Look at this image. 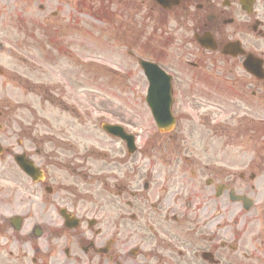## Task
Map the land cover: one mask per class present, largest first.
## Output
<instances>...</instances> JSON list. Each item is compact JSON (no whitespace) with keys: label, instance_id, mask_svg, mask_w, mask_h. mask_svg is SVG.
<instances>
[{"label":"flooded vegetation","instance_id":"obj_1","mask_svg":"<svg viewBox=\"0 0 264 264\" xmlns=\"http://www.w3.org/2000/svg\"><path fill=\"white\" fill-rule=\"evenodd\" d=\"M65 2L76 9L73 16L62 9ZM44 3L48 39L60 35L49 44L63 47L71 79L88 77L77 22L83 14L104 26L93 30L99 63L91 71L94 82L123 81L124 90L137 95L153 85L152 103L158 105L167 102L170 91L177 126L162 135L176 162L188 153L213 152L206 135L182 125L193 118L179 114L183 105L185 112L203 111L192 99L199 94L194 88L200 75L210 71L205 92L220 142L215 152L251 147L250 166L241 170L252 173V184L236 195L233 179L244 182L246 175L226 170V159L216 170L188 159L171 169L134 166L138 163H130L124 148L118 156L95 155L92 148L109 146L112 137L102 123L81 124L79 132L88 129L81 136L72 121L79 111L72 110L65 124L56 127L55 120L54 128H40L34 106H15L2 93L0 249L6 254L10 248L11 263L264 264V197L250 210L235 203L237 196L254 198L260 189L264 196V0ZM0 73L5 77L1 68ZM21 82L28 95L41 98L42 92L54 105L52 87ZM68 85L70 91L66 87L60 96L74 100V87ZM17 155L38 167L44 179L24 176Z\"/></svg>","mask_w":264,"mask_h":264},{"label":"rangeland","instance_id":"obj_2","mask_svg":"<svg viewBox=\"0 0 264 264\" xmlns=\"http://www.w3.org/2000/svg\"><path fill=\"white\" fill-rule=\"evenodd\" d=\"M34 7L23 8V6L17 0H0V6H2V13L0 15V43L3 44L4 51H0V56H3L8 60L10 65H6L0 60V63L9 74L16 75L17 72L25 77L31 78L35 83L39 81L41 84H49L53 78L42 77L38 79L34 78L32 73L33 67L39 68L42 64H48V59L45 58L46 48L48 47V41L40 39L38 36L43 34L40 27V23L45 21V11L42 13L39 9V4H45L44 0H31ZM14 2L18 5L17 17H14L13 12L9 9ZM67 4V2H65ZM64 9H68V6H64ZM32 36H36V39ZM41 64V65H40ZM63 76H57L58 80ZM115 84V82H113ZM121 84V83H120ZM90 88L92 83H89ZM114 90V89H113ZM113 96H107V100L112 97L113 102L106 104L105 107L111 117L114 120L124 119L134 122V127L141 133V145L144 143L145 132L150 129L149 123H151V116L148 115L146 106L144 105L145 95L144 89H140L139 95H124L121 91H113ZM112 95V94H111ZM85 99L91 101V105L95 107L100 106V102L97 99ZM103 106V103H102ZM84 107V106H83ZM113 107V108H111ZM115 108L121 110L122 116L119 115L120 111H116Z\"/></svg>","mask_w":264,"mask_h":264}]
</instances>
